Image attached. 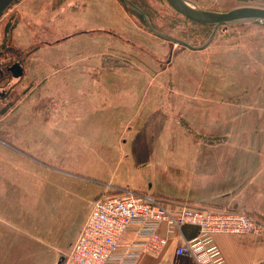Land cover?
I'll list each match as a JSON object with an SVG mask.
<instances>
[{"label": "rangeland", "instance_id": "rangeland-1", "mask_svg": "<svg viewBox=\"0 0 264 264\" xmlns=\"http://www.w3.org/2000/svg\"><path fill=\"white\" fill-rule=\"evenodd\" d=\"M134 1L170 37L198 46L211 33L166 0ZM0 51L23 66L0 100V264H57L95 199L146 190L145 162L169 194L187 183L185 167L172 166L185 150H234L264 165L262 25L220 29L192 51L154 36L119 0H18L0 19ZM219 122L225 134H214ZM47 128L58 138L48 150Z\"/></svg>", "mask_w": 264, "mask_h": 264}, {"label": "built area", "instance_id": "built-area-1", "mask_svg": "<svg viewBox=\"0 0 264 264\" xmlns=\"http://www.w3.org/2000/svg\"><path fill=\"white\" fill-rule=\"evenodd\" d=\"M166 203L133 189L95 199L63 264H132L141 252L159 254L167 245L157 232L162 223L169 233L183 226L198 230L194 239L177 248L178 256L191 257L196 264H226L214 242L215 235L256 236L264 231V221L245 212L184 205L174 214ZM132 226H136L137 240L118 253L122 235Z\"/></svg>", "mask_w": 264, "mask_h": 264}, {"label": "crops", "instance_id": "crops-1", "mask_svg": "<svg viewBox=\"0 0 264 264\" xmlns=\"http://www.w3.org/2000/svg\"><path fill=\"white\" fill-rule=\"evenodd\" d=\"M192 1L203 9L213 11H228L233 9L236 3V0ZM77 36L80 37L79 35ZM72 37L76 36L72 35L68 38L72 39ZM106 92H108V90H106ZM87 108L89 109L88 131H95V127L94 129L91 128L92 119L90 117V114L93 113L91 110H93L94 107H91L89 103ZM105 108L104 106L100 107L101 110ZM94 109L95 117L97 107L95 106ZM205 117L207 118L206 113ZM215 119L219 121L220 118L217 116ZM64 122L66 123L67 121L64 120ZM204 125L207 126L206 128L209 126L208 123ZM73 129L75 128L72 127V130ZM228 130L229 122H219L214 129V134H225ZM49 134L47 128L46 140H42L44 147L46 142L47 150L49 148V143L52 144L56 141L58 143V138H49ZM89 135L90 138H95L92 137L91 132ZM68 145V143L63 142L61 145L57 144L55 146H57L58 149L60 148V151H64ZM91 149L95 150V146H91L89 151ZM57 154L59 155V153ZM63 154L65 153H60V155ZM182 156L188 159H186L185 162L174 160L172 166L176 168L185 167L188 173V177L186 178L187 183L184 185V189L172 194L177 198H181V200H164L167 202L166 207L171 213H177L180 207L185 205L222 209L236 206L264 214V165L261 167L246 166L238 152L226 149H190L187 152L185 150ZM144 185L146 189L145 182ZM154 186L153 189H156ZM176 187L181 188V186ZM139 189L141 190L142 187L139 186L138 189L135 190L140 191ZM141 191L145 192V190ZM240 212H244V210L241 209ZM262 220L264 221L263 218ZM157 232L161 237L167 240L166 247L159 254H153L148 251L141 252L132 264H158L159 262L170 264H196L191 257L185 255L178 256L176 254L177 248L185 240H191L197 236L198 230L196 227L183 226L179 231L174 230L169 233L167 225L162 223L159 225ZM136 240V226H132L131 229L122 235L118 245V253L130 247ZM214 242L226 264H264V231L256 236L218 234L214 236Z\"/></svg>", "mask_w": 264, "mask_h": 264}, {"label": "water", "instance_id": "water-1", "mask_svg": "<svg viewBox=\"0 0 264 264\" xmlns=\"http://www.w3.org/2000/svg\"><path fill=\"white\" fill-rule=\"evenodd\" d=\"M17 1L18 0H0V19L11 9V7ZM119 1L123 5H125L127 8H129L131 11H133L135 14L140 16L146 28L154 36L168 43H171L173 45L185 47L192 51H199V50H203L204 48H206L210 44V42L216 37L220 29H226L228 27L236 26L240 24H259V25L264 26V9L263 8L238 7V8L230 9L228 11H213V10L203 9L191 0H166L168 5L173 10H175L178 14L182 15L183 17H185L186 19L194 23H197V24H200L206 27H210L212 29L210 35L207 37V39L202 44L198 46H194L184 40L173 38V37H170L160 32L158 29L154 27V25L151 23L147 15L140 8H138L135 4H133L130 0H119ZM18 72L19 74L21 73L20 67H18ZM138 150L143 151L144 148L140 147L138 148ZM140 171H141L140 174L146 184L145 192L148 195L157 197L159 199L164 198V200L166 201L181 200V198H177L174 195L169 194L167 192H161L156 189H153L152 168L149 165H147V162H145L142 165V168L140 169ZM241 209H243L244 212L248 215L264 219V214H261L258 211H249L244 207L239 208V207L234 206V207L228 208L227 210L233 211V212H240ZM67 253L68 251L65 252V255ZM64 261H65V256H61L58 259L57 264H63Z\"/></svg>", "mask_w": 264, "mask_h": 264}, {"label": "flooded vegetation", "instance_id": "flooded-vegetation-1", "mask_svg": "<svg viewBox=\"0 0 264 264\" xmlns=\"http://www.w3.org/2000/svg\"><path fill=\"white\" fill-rule=\"evenodd\" d=\"M8 51V49H7ZM5 51H0V100H3L9 95V88L6 85L11 79H20L23 76L22 61L14 60L13 62L3 59ZM20 67L21 73L18 72Z\"/></svg>", "mask_w": 264, "mask_h": 264}, {"label": "trees", "instance_id": "trees-1", "mask_svg": "<svg viewBox=\"0 0 264 264\" xmlns=\"http://www.w3.org/2000/svg\"><path fill=\"white\" fill-rule=\"evenodd\" d=\"M133 4H135L138 8H140L146 15H147V17L149 18V15H148V13L143 9V8H141V6H139L138 5V3H136L134 0H130ZM140 17V16H139ZM149 20H150V18H149Z\"/></svg>", "mask_w": 264, "mask_h": 264}]
</instances>
